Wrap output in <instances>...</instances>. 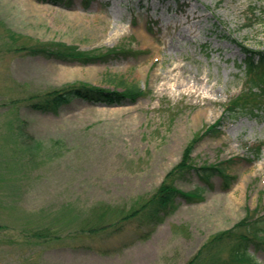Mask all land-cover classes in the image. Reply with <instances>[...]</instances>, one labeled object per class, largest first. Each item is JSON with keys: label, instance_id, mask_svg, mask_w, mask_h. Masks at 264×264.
Here are the masks:
<instances>
[{"label": "rangeland", "instance_id": "obj_1", "mask_svg": "<svg viewBox=\"0 0 264 264\" xmlns=\"http://www.w3.org/2000/svg\"><path fill=\"white\" fill-rule=\"evenodd\" d=\"M83 2L0 0V264H186L246 207L264 213V145L259 159L251 151L264 144V119L226 113L251 84L238 43L264 50V0ZM48 43L120 54L84 65L29 53ZM121 81L145 94L113 106L76 99L48 113L31 106L49 90L121 91ZM222 116L221 135L200 140L192 159L223 163L235 177L227 188L213 177L201 201L180 199L149 240H135V223L77 236L87 220L116 222L138 207ZM201 184L195 173L177 183L185 192ZM43 231L61 237L36 236Z\"/></svg>", "mask_w": 264, "mask_h": 264}, {"label": "trees", "instance_id": "obj_2", "mask_svg": "<svg viewBox=\"0 0 264 264\" xmlns=\"http://www.w3.org/2000/svg\"><path fill=\"white\" fill-rule=\"evenodd\" d=\"M37 1L64 7H71L74 3V0ZM95 1L84 0L83 6L89 8ZM48 44L49 47H45L46 45L35 46V49L30 50L29 53L42 54L45 55V58L53 60L79 62L84 65L97 62L99 58L103 60L110 55L120 54L116 50L105 54H96L79 50L71 45ZM238 44L245 55L243 62L238 65L244 70L247 80L251 84L247 92H244L240 98L226 107V113L234 115L241 110L262 120L264 119V103L261 100L262 94H264V50H254L242 43ZM120 86L121 91H109L85 84L71 85L43 93L31 106L36 111L48 113L56 112L60 106L69 105L76 99L83 98L88 102H104L113 106L122 105L126 100L135 102L145 94L144 90H141L136 84H125L121 81ZM254 89H257L258 92H255ZM223 116L214 124L205 127L189 141L178 164L168 171L158 189L142 201L138 207H133L127 213L122 214L116 222H108L104 214H101L96 221L87 220L85 226L78 231L77 236L80 238L81 236L92 237L107 233V236L110 237L124 233L129 225L135 223L138 229L135 231V240H149L160 224L179 209L180 199H185L187 202L201 201V192L214 185L211 180L213 177H220L224 185L228 186L235 177L228 175L223 163L197 167L192 159L193 150L200 140L221 135ZM263 145L251 148L254 155L252 161L259 159L262 155ZM193 173L204 185H197L195 190L185 192L177 183L190 180ZM245 214V217L236 222L233 227L210 236L186 264H262L252 250L262 251L264 255V213H260L258 207L253 210L246 207ZM36 236L46 240L52 237L53 239L61 237L58 233L53 235L46 231L39 232Z\"/></svg>", "mask_w": 264, "mask_h": 264}]
</instances>
